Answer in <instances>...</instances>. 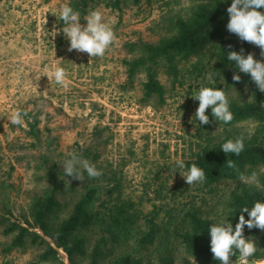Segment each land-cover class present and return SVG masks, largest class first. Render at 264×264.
Returning <instances> with one entry per match:
<instances>
[{
	"label": "rangeland",
	"instance_id": "rangeland-1",
	"mask_svg": "<svg viewBox=\"0 0 264 264\" xmlns=\"http://www.w3.org/2000/svg\"><path fill=\"white\" fill-rule=\"evenodd\" d=\"M84 1L0 0V212L6 205L12 219L23 221L32 199L49 189L51 173L70 187L75 180L64 175L63 164L70 153L83 159L84 150L97 155L96 165L117 170L122 195L145 215L155 206H200L203 194L185 182L177 162L197 143L199 101L192 96L207 87L208 64L202 79L195 78L197 70L187 69L194 59L181 63L182 83L174 85L159 67L157 78L165 88L160 104L155 97L143 100L144 75L129 82L122 62L131 56L129 43L157 41L165 33L164 18L182 13L190 0H118V7ZM64 4L80 13L82 25L90 11L104 13L117 40L102 57L67 50L59 20ZM207 62L204 58L202 64ZM56 65L66 70L67 87L47 78L45 69ZM18 110L27 113L21 126L10 123ZM76 198L77 192L69 190L60 197L63 214ZM213 203L206 201L203 211ZM6 243L0 227V264H27L37 254L36 249L5 253Z\"/></svg>",
	"mask_w": 264,
	"mask_h": 264
},
{
	"label": "trees",
	"instance_id": "trees-1",
	"mask_svg": "<svg viewBox=\"0 0 264 264\" xmlns=\"http://www.w3.org/2000/svg\"><path fill=\"white\" fill-rule=\"evenodd\" d=\"M105 2L115 7L119 3ZM231 3L232 0H190L182 13L164 18L165 33L157 41L129 43L131 56L122 61L129 82L138 74L144 75L143 100L155 97L160 104L164 101L165 88L157 78L159 67L172 77L173 85L177 81L181 84L179 66L193 59L187 69L197 70L195 78H205L208 64L207 72L216 87L235 94L227 96L234 119L227 124L216 122L211 108L207 109L205 114L212 123L201 125L198 120L197 143L183 160L182 172L187 174L192 164L205 172L206 180L194 183L203 194V203L168 209L155 206L145 215L122 195L117 170L96 165L97 155L84 150L83 159L93 163L102 175L89 178L81 169L83 181L75 180L65 188L57 173L49 174V189L32 199L23 221L12 219L13 213L5 205L0 212L1 232L8 238L3 252L36 249L37 254L27 264H64L61 252L68 264H220L210 250L209 227L228 220L234 228L242 208H251L258 200L264 202V92L227 58L228 51L239 52L241 48L245 55L253 53L257 60L264 57L260 56L259 47L227 31V8ZM258 11L264 13V8ZM204 58L206 64H202ZM234 73L240 75V82L233 81ZM207 80V87L215 86ZM250 130L253 134L249 138ZM241 135L245 138L244 150L238 156L224 153L221 145ZM228 160L234 161L237 168H229ZM253 171L258 173L260 188L238 178L240 173L250 175ZM68 190L77 192V198L68 213L63 214L60 197ZM206 196L215 203L204 212ZM244 216L249 218L247 213ZM244 236L256 238L258 247L248 260H264V231L245 226ZM238 257L237 252L230 259Z\"/></svg>",
	"mask_w": 264,
	"mask_h": 264
},
{
	"label": "clouds",
	"instance_id": "clouds-1",
	"mask_svg": "<svg viewBox=\"0 0 264 264\" xmlns=\"http://www.w3.org/2000/svg\"><path fill=\"white\" fill-rule=\"evenodd\" d=\"M264 8V0H232L230 7L227 8L229 20L226 25L229 33L235 34L241 41L248 42L260 48V56L264 57V13L258 9ZM59 20L65 25L62 29L66 39L69 41L68 51L73 50L80 53H87L90 57H102L111 45L117 40L112 26L105 22L104 13L99 10H92L84 20L86 24L80 23V13L68 4L61 6ZM231 48V45L228 46ZM244 49L239 52L228 51V60L234 62L239 72L248 74L255 83L260 92H264V60H257L253 53L244 54ZM48 79H54L55 82L62 86H68L66 70L56 65L54 68L45 69ZM208 79L215 85L211 74ZM234 82H240L241 77L233 74ZM199 101L195 117L201 125L212 123L206 110L211 108V115L214 120L230 123L234 115L230 110L229 99L224 89L213 87H202L198 93L192 96ZM25 112L15 111L10 116V123L21 126L24 123ZM253 131H249V138ZM244 136L241 135L236 139H229L221 145L224 153L239 155L244 150ZM70 159L63 164L64 175L74 180L83 181V173L79 170L82 168L86 171L89 178H97L102 172L87 159H82L75 153H70ZM179 168H184V161L177 162ZM227 166L236 169L234 161L228 160ZM188 185L194 183H203L206 180L205 172L196 164H192L187 174L180 173ZM239 180L248 185L262 187L258 179V173L253 171L250 175L240 173ZM70 183V182H69ZM239 221L233 225L231 222L221 221L209 227L210 250L213 258L220 264H232L230 257L239 253V264H249L248 258L253 256L257 250L256 238L244 236V229L257 228L264 231V202L256 201L251 208L244 207L240 211ZM244 213L248 214L245 219ZM51 264V261L45 262ZM196 264V261H195ZM237 264V261H236Z\"/></svg>",
	"mask_w": 264,
	"mask_h": 264
},
{
	"label": "bare ground",
	"instance_id": "bare-ground-1",
	"mask_svg": "<svg viewBox=\"0 0 264 264\" xmlns=\"http://www.w3.org/2000/svg\"><path fill=\"white\" fill-rule=\"evenodd\" d=\"M262 264H264V261L263 262H261Z\"/></svg>",
	"mask_w": 264,
	"mask_h": 264
}]
</instances>
